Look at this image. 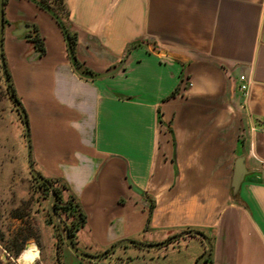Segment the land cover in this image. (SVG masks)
Masks as SVG:
<instances>
[{"label": "crops", "instance_id": "obj_1", "mask_svg": "<svg viewBox=\"0 0 264 264\" xmlns=\"http://www.w3.org/2000/svg\"><path fill=\"white\" fill-rule=\"evenodd\" d=\"M62 1L80 69L117 72L79 77L60 27L30 0H3L2 55L32 168L85 216L75 248L97 255L198 231L209 264H264V0ZM8 101L0 130L16 132L9 150L25 162ZM180 248L189 255L178 260ZM203 251L184 236L105 261L55 241L52 253L54 264H193Z\"/></svg>", "mask_w": 264, "mask_h": 264}, {"label": "rangeland", "instance_id": "obj_2", "mask_svg": "<svg viewBox=\"0 0 264 264\" xmlns=\"http://www.w3.org/2000/svg\"><path fill=\"white\" fill-rule=\"evenodd\" d=\"M4 89L0 77L1 108H4L8 100ZM8 127L10 126L0 130L1 136L6 137L5 140L0 139V234L3 236L0 243V261L4 263L9 260L17 264L16 259L9 254L16 251L21 253L28 244L36 247L39 253L38 259L32 264H54L52 250L57 237L53 226L45 223L48 221L47 200L37 191V183L29 174L26 161H22L9 150L8 145L16 141L18 136L13 129L9 128V131ZM43 226H47L48 230ZM60 247L64 246L60 244ZM184 254L189 255L186 249L180 248L176 259H183ZM110 258L111 256H108L102 261Z\"/></svg>", "mask_w": 264, "mask_h": 264}, {"label": "water", "instance_id": "obj_3", "mask_svg": "<svg viewBox=\"0 0 264 264\" xmlns=\"http://www.w3.org/2000/svg\"><path fill=\"white\" fill-rule=\"evenodd\" d=\"M32 3H34L36 6H38L39 8L42 9V11L46 12L47 14H49L50 17H52L56 23L58 24V26L60 27V30L62 31V35L64 37V40L67 44V50H68V58L70 61V64L72 66V68L76 71V73L78 74L79 77L84 78V79H88V80H93V79H100L104 76H109L112 73L117 72V69H113L112 71H109L108 73L102 74V75H97V74H88V73H84L83 71H81L76 63L75 57L73 55V50L71 49L70 45H69V41L67 38V31L65 29V27L63 26L62 22L60 21V18L57 16L56 13H54L52 10H50L47 7L42 6V4H40L38 1L36 0H30ZM3 0H0V77L2 79L3 85L5 87L7 96L9 101L13 104V106L15 107L14 109L17 111V113L20 116L21 122L23 124V134H24V139H25V158H26V168L29 172V174L31 175V177L36 178L39 182L45 183V185L48 187L49 189V195H48V201L46 203V210L47 212L52 216L53 218V225L55 227L56 230H58V228H62V236L64 239V244L66 246V248L73 253V255H75L76 257L83 259V260H87V261H92V262H97V261H101L106 259L109 255H112L117 249H119L122 246H126V245H130L133 247H138V248H142V249H157L160 248L162 246H165L166 244H171L175 241H177L178 239L184 237V236H196L199 237L203 242H204V251L203 253L197 258V260L195 261V263L193 264H200L202 263L204 260L208 259L210 256V244L209 241L207 240L206 236L203 235L202 233L198 232V231H183L182 233H180L179 235H176L170 239H167L161 243H157V244H144V243H138V242H134V241H130V240H123L120 241L116 244H114L113 246H110L107 250H105L104 252L97 254V255H92V254H87V253H83L78 251L74 245L71 243V239L69 237V233L67 228L65 227V223L64 221L61 219V217L59 215L56 214L55 210L52 208L51 204L53 203L54 200V191L52 186L50 185L49 182L45 181V179L38 175V173L36 171H34V169L32 168V163L30 160V155H29V138H28V131H27V121L25 118V115L23 113V111L21 110V106L18 103V101L16 100V98L13 96V92L11 90V86L9 84V79L7 77V73H6V66L4 63V59H3V55H2V32H3ZM238 184V172L236 173L235 176V180H234V185L237 186ZM29 245L26 244L24 246V249H26ZM20 255V254H19ZM17 259V258H15Z\"/></svg>", "mask_w": 264, "mask_h": 264}, {"label": "trees", "instance_id": "obj_4", "mask_svg": "<svg viewBox=\"0 0 264 264\" xmlns=\"http://www.w3.org/2000/svg\"><path fill=\"white\" fill-rule=\"evenodd\" d=\"M37 1L40 4H42V6L47 7L50 10H52L60 18V21L62 22L63 26L65 27V29L68 33L67 38L69 41V45H70L71 49L74 51L75 44H76L75 33L71 32L69 30L68 25H67V21H66L67 11H66V8H65L63 1L62 0H37ZM36 42H37V40L34 39L33 43L35 45H36ZM39 51H40L39 53L42 52V50L40 48H39ZM79 69H80V67H79ZM81 71H83L85 73L88 72L87 70H81ZM7 77H8V75H7ZM4 92H5V95L8 99V96H7L5 89H4ZM13 96H14V94H13ZM12 107H13V110L16 111L14 109L15 107L13 106V104H12ZM32 179L37 183V191L39 192V194L44 195L45 196L44 199H46L48 201V195H49L48 187L45 185V183L39 182L36 178L32 177ZM44 179H45V181L50 183V185L52 186L53 191H54V200H53V203L51 204V206L55 210L56 214L59 215L61 217V219L64 221L65 227L67 228L68 233H69V237L71 239V243L75 247L74 241H75L76 233L79 231L80 228L83 227V224L85 223V216L80 211L79 206L77 205L78 203L75 200V197L73 195H71L70 193H68L67 188L63 185V183H61L56 178H50V179L44 178ZM46 212H47V210H46ZM47 217H48V221L45 223L50 224L54 227L53 218L48 212H47ZM56 232H57L56 233V237H57L56 247L59 248L60 244H62L64 247H66L64 242H63L64 241L63 236L61 235L62 228L59 227L58 230H56ZM60 237H61V239H60ZM2 239H3V236L0 234V243L2 242ZM19 254L20 253L18 251H16L15 253L9 254V255L15 259V258H18ZM109 256H112V255H109ZM209 263H210V258L204 260L200 264H209ZM0 264H13V263L10 262L9 260H7L4 263L0 261Z\"/></svg>", "mask_w": 264, "mask_h": 264}, {"label": "bare ground", "instance_id": "obj_5", "mask_svg": "<svg viewBox=\"0 0 264 264\" xmlns=\"http://www.w3.org/2000/svg\"><path fill=\"white\" fill-rule=\"evenodd\" d=\"M35 259H38V252L36 247L29 245L23 250L16 259L17 264H32Z\"/></svg>", "mask_w": 264, "mask_h": 264}, {"label": "built area", "instance_id": "obj_6", "mask_svg": "<svg viewBox=\"0 0 264 264\" xmlns=\"http://www.w3.org/2000/svg\"><path fill=\"white\" fill-rule=\"evenodd\" d=\"M239 81H240V84H239V90L241 91V92H246V89H247V85L245 84V82H244V77H243V75L242 76H239ZM187 84V86H190L191 85V83L190 82H187L186 83ZM260 131H262V132H264V121H263V123H262V125H261V127H260V129H259Z\"/></svg>", "mask_w": 264, "mask_h": 264}]
</instances>
